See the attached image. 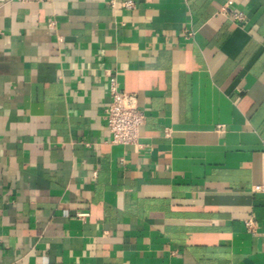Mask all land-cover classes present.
I'll use <instances>...</instances> for the list:
<instances>
[{
	"label": "crops",
	"instance_id": "0c3cea01",
	"mask_svg": "<svg viewBox=\"0 0 264 264\" xmlns=\"http://www.w3.org/2000/svg\"><path fill=\"white\" fill-rule=\"evenodd\" d=\"M0 264H264V0H0Z\"/></svg>",
	"mask_w": 264,
	"mask_h": 264
},
{
	"label": "built area",
	"instance_id": "2783aa9c",
	"mask_svg": "<svg viewBox=\"0 0 264 264\" xmlns=\"http://www.w3.org/2000/svg\"><path fill=\"white\" fill-rule=\"evenodd\" d=\"M126 4L128 7L131 6L130 2ZM234 19L241 23L245 20V15L241 12L235 13ZM108 85L110 104L106 109V118L112 136V143L121 145L138 144L141 128L145 123V114L139 106L137 95L121 91L117 79L112 74H109ZM84 215L80 214V216ZM252 224V220L246 221V225L252 226Z\"/></svg>",
	"mask_w": 264,
	"mask_h": 264
}]
</instances>
